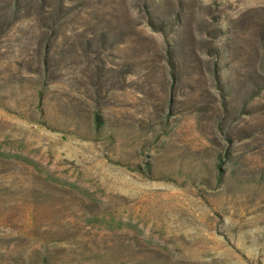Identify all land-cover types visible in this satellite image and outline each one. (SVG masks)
<instances>
[{"label":"rangeland","instance_id":"obj_1","mask_svg":"<svg viewBox=\"0 0 264 264\" xmlns=\"http://www.w3.org/2000/svg\"><path fill=\"white\" fill-rule=\"evenodd\" d=\"M46 1L0 0V264H264V0Z\"/></svg>","mask_w":264,"mask_h":264},{"label":"trees","instance_id":"obj_2","mask_svg":"<svg viewBox=\"0 0 264 264\" xmlns=\"http://www.w3.org/2000/svg\"><path fill=\"white\" fill-rule=\"evenodd\" d=\"M21 1H22V0H14L15 3H19V2H21ZM31 1L34 2V4L36 5V7H39V9H40L41 11L45 10V8H46V3H47L46 0H31ZM50 19L52 20L53 18H50ZM233 172H235V170H234ZM262 179H264V178H263V177H262V178L260 177L259 180H262Z\"/></svg>","mask_w":264,"mask_h":264}]
</instances>
